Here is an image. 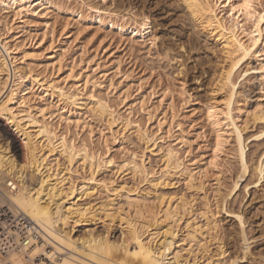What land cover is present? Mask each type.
<instances>
[{
  "label": "bare ground",
  "instance_id": "1",
  "mask_svg": "<svg viewBox=\"0 0 264 264\" xmlns=\"http://www.w3.org/2000/svg\"><path fill=\"white\" fill-rule=\"evenodd\" d=\"M180 1L196 28L219 47L218 52L223 63L214 79L216 84L212 102L207 106L206 117L216 136L214 161L211 159L214 166H210H218L216 161L228 144L227 135H232L234 151L243 171L237 179L235 178L233 186H230L229 195L236 191L238 194V189L247 176L252 180L245 189L250 186L262 187L261 190L264 191V153L262 152L261 157L258 156L254 164L249 165L251 163L247 160L244 130L237 125L233 116L234 104L237 103L238 94L241 95L240 87L243 81L251 79L255 71H258L264 80V22L260 20V16L264 15L263 2L248 0L250 9H243L240 5L245 0ZM57 3L54 0H0V13H17L14 23L10 22L12 24H6V27L2 24L3 20H0V28H6H3L6 31L4 34L0 33V96L6 95L0 102V133L8 142L6 148L0 144V184L7 191L14 206L44 231V241L30 250L17 248L7 254L0 252V264L246 263L251 255L252 241L255 239L250 238L251 241L248 238L245 215L241 210L227 212L228 217L235 219L239 224L242 236L240 244L243 257L231 258L230 253L225 250V245L223 246L220 235L222 225L217 213L212 212L209 206L200 216L205 222L202 224L193 210L194 204L185 201L183 197L175 202L171 199L164 202V197H156L157 202L152 205L154 201L149 204L147 195H134L135 191L129 190L130 195H126L127 208H116L112 202L96 205L80 203L98 192L100 182L96 176L100 171L114 170L117 174H132L154 186L165 185L170 178L180 175L185 178L190 188L199 187L201 190L206 186L204 183L208 170L205 167L204 171L196 167L195 162L190 166L185 163L180 151L184 148L181 147L184 141V145H187L186 140L181 141L179 136L176 137L173 128H169L172 125L167 123V116L157 117L155 112L146 109V102L142 97L139 101L141 111L148 116L149 122L157 121L158 128L155 132H150L148 126L133 119L131 109H124V114L114 109L109 99L98 93L99 89L104 87L103 81L93 80L94 78L89 76L81 79L80 76L71 75L60 81L33 71L31 63L44 57L40 53L41 41H26L25 33L31 29V20L46 19L51 14L50 10H60L61 6ZM86 4L90 13H94L91 18L72 9H66L65 12L84 23L91 22L99 27L108 26L122 38L129 36L132 41L141 38L147 42L149 36L156 39L153 22L147 14L141 17L122 15L123 13L106 8L101 2ZM258 7L262 10L259 11ZM254 58L260 63H256L259 67L256 69L255 66L253 71L250 69V61ZM69 79L73 81L72 87H68ZM239 79L240 82L243 80L242 83H239ZM219 92L225 93L220 103L214 98ZM32 93L52 104L56 103V108L54 106L55 109H52L47 104L32 105L33 98L29 99ZM75 109L88 110L92 116L106 122L109 127L116 126L119 135L134 134L145 145V152L160 158L162 166L158 170L150 171L145 152L142 155L131 153L116 160L110 155L111 149L103 153L93 148L90 141L78 144L70 135L72 125L81 124L80 119L73 121L71 118ZM172 111L171 120L174 121L179 116L173 108ZM248 116L253 125L260 126L256 139L264 143V102L258 104ZM58 118L60 124L55 127L53 122ZM63 123H66L67 128L65 132H60L59 128ZM180 125L178 129L181 132ZM101 133L103 135L104 132ZM92 134H89L91 140ZM181 134L183 133L178 135ZM19 158L22 160L19 161ZM78 169L85 175H81ZM218 182L221 183L220 180ZM9 188L12 190L9 191ZM221 208L224 206L221 205L219 209ZM101 220L103 224H121L122 239L117 241L108 234L96 233L94 227ZM79 227L87 229L85 236L81 239L73 238L71 229ZM214 245L218 247L217 253L212 251ZM49 248L51 250L48 251Z\"/></svg>",
  "mask_w": 264,
  "mask_h": 264
},
{
  "label": "rangeland",
  "instance_id": "2",
  "mask_svg": "<svg viewBox=\"0 0 264 264\" xmlns=\"http://www.w3.org/2000/svg\"><path fill=\"white\" fill-rule=\"evenodd\" d=\"M55 1L60 3H57L59 7L61 6L60 10H50L51 14L46 19L31 20V29L26 32L27 34L25 33L26 41L30 42L33 40V43L41 41L40 53L44 57L42 60L31 63L33 71L35 70L37 74L53 77L60 81L69 78V75L80 76L79 78L81 79L89 76L94 78L93 80L103 81L105 83L104 87L99 89L98 93L100 92L101 96L108 98L109 100H107L110 101V105L114 109L123 114L125 112L124 109H131L133 119L146 127L148 126L150 132H155L158 128V124L156 125L157 121L149 122L148 116L141 111L139 101L142 97L146 102V109H150L153 113L155 112L154 114L157 117L161 115L167 116L170 122L167 121V123L172 125L169 128H173L174 134L177 135L175 136H179L178 138L181 141L186 140L187 145H184V141L181 146L184 148L180 149L181 156L186 161L185 163L190 166L195 162L196 167L201 168L203 171L205 168L208 170L205 177L208 179L207 182L205 179L204 183L206 186L204 189L202 187L201 190L199 187L190 188L185 178L180 175L170 178L165 185L154 186L152 183L143 180V178L135 177L132 174H117L114 170L100 171L96 176L97 181L100 182L98 192L92 198L80 203L96 205L112 202L116 208L120 206L127 208L126 198L132 190L133 192L135 191L134 195H147L149 204L154 201L152 205L157 202L156 197H164V202L171 200L175 202L183 197L185 201L194 204L192 205L194 206L193 210L202 224L205 222L200 216L209 206L212 212L215 211L214 213H217L220 225H222L221 231L223 230L222 232L220 231L223 246L225 245V250L228 254L230 253L229 256L231 258L243 257V249L240 244L242 236L240 235L239 224L235 219L228 217L227 212L241 210L245 215L248 238L255 239V241L250 239L253 242L251 244V255L248 256L247 262L244 264H264V191L261 190L262 187L250 186L245 189V186L250 184L252 180V178L247 176L244 178L246 181L241 183L238 194L236 191L229 195L232 184L236 181L235 178L237 179V176L239 177L243 171V166L240 165L234 151L235 145L232 135H227L229 137L228 144H226L227 146L224 148L223 153L216 161L219 167L217 165L218 168L212 167L214 166L212 161H214L215 155L216 136L207 118V106L209 105L208 103L212 102L213 88H215L214 85L216 84L214 79L219 74V68L223 64L218 52L219 47L196 28L180 0ZM88 2L97 4L101 2L103 6H107L106 8L123 13L122 15L130 14L141 17L143 14H147L153 22V33H155L156 39L149 36L147 42L141 38L132 41L129 36L122 38L108 26L99 27L91 22L84 23L76 16L65 12L66 9H72L73 11L81 12L85 17L91 18L94 13H90L91 11L86 4ZM259 2H263L262 4L264 5V0H259ZM102 5L99 6L103 7ZM260 10H262L261 7ZM2 12L0 13V20H3L2 24L5 27L6 24L14 23L16 12H10L9 14ZM45 22L48 24L46 25ZM5 27L0 28L1 34L6 32ZM50 56L52 57L50 58ZM255 59L250 61L251 68L248 67L253 71L255 66L256 69L259 67V64L256 63H260V61H255ZM52 63H54V66H52ZM254 73L252 74L253 76L249 75V78H252L247 79L248 81H243L242 78L240 82L239 79V83L243 81L240 87L241 91L239 89L241 95L238 94L240 97L237 95L238 99L236 98L237 103L235 102L234 104L233 112L235 122L244 130L247 160L251 163L249 165L254 164L261 157L262 152L264 153L263 141L256 139L260 126L253 125L248 116L251 111L253 112L258 107V104L264 102V80L258 71ZM72 84L73 81L69 79L68 87H72ZM224 94V92H219L214 95V98L217 102L220 100L222 102L225 97ZM30 96L29 99L33 98L32 105L47 104L52 109L57 106L56 103L52 104L50 101L34 95V93L30 94ZM5 97L6 95L2 94L0 102ZM125 98H127L126 101ZM172 108L179 116L174 121H172ZM73 112L72 117L70 115L67 117H71L73 121L80 119L82 124L78 126L75 123L71 127L72 134L70 133V135L77 140L78 144L83 141L87 143L90 141L93 143V148L99 149L103 153L111 149L110 155L116 160L129 156L131 153L142 155L145 152V145L134 134L129 136L119 135L116 126L109 127L106 122L92 116L88 110L79 111V109H75ZM57 116L59 117L58 114ZM53 123L55 127H58L60 124L59 118ZM179 124H181V132L183 133L181 135H178L181 133L178 129ZM84 126H86V129H84ZM66 128V123H63L59 131L63 130L62 132H65ZM225 130L228 131L227 128ZM101 132H104L103 135H101ZM89 134H92L93 140H91V135ZM0 144L5 148L8 146L7 140L4 139L1 133ZM145 156L150 171L152 169L153 171L158 170L162 166L159 157L157 158L147 151ZM20 160L22 158H19ZM78 171L81 175H85L81 169H78ZM218 177L221 183L218 182ZM28 182L31 183L30 180ZM221 193L222 196H220ZM262 194L263 196H261ZM217 204L223 205L224 208L220 210V206ZM218 210L219 212H217ZM101 221L95 226L96 228L94 227V231H97L96 233L108 234L117 241L122 239L121 224H103V221ZM71 230L72 237L76 239L83 238L87 232L84 227ZM214 246L212 251L217 253L218 247ZM36 262L39 263L40 261Z\"/></svg>",
  "mask_w": 264,
  "mask_h": 264
},
{
  "label": "built area",
  "instance_id": "3",
  "mask_svg": "<svg viewBox=\"0 0 264 264\" xmlns=\"http://www.w3.org/2000/svg\"><path fill=\"white\" fill-rule=\"evenodd\" d=\"M43 235V229L14 206L0 184V252L7 254L17 248L30 250L44 241Z\"/></svg>",
  "mask_w": 264,
  "mask_h": 264
},
{
  "label": "snow or ice",
  "instance_id": "4",
  "mask_svg": "<svg viewBox=\"0 0 264 264\" xmlns=\"http://www.w3.org/2000/svg\"><path fill=\"white\" fill-rule=\"evenodd\" d=\"M240 7L243 9H250V4H249L248 0H245V2L242 5H240ZM260 20L262 22H264V15L260 16Z\"/></svg>",
  "mask_w": 264,
  "mask_h": 264
}]
</instances>
